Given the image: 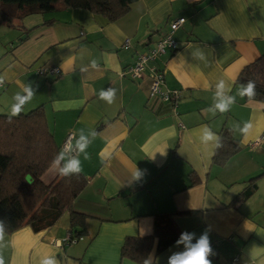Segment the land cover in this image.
<instances>
[{"label": "crops", "instance_id": "1", "mask_svg": "<svg viewBox=\"0 0 264 264\" xmlns=\"http://www.w3.org/2000/svg\"><path fill=\"white\" fill-rule=\"evenodd\" d=\"M179 17L178 48L152 61L163 72L162 87L180 92L173 105L148 97L147 71L138 79L120 73ZM261 54L264 0H136L114 21L84 8H59L1 24L0 113L12 115L27 88L32 95L20 112L43 106L63 156L41 180L51 182L72 159L86 178L71 203L86 215L84 225L71 228L66 210L65 219L38 231L23 225L4 232V264H39L45 255L57 264H168L185 250L177 243L181 235L159 251L153 239L144 263L121 257L127 236L152 235L158 211L171 212L193 244L206 234L211 264L234 256L236 264H264V138L253 144L264 135V102L242 98L236 80ZM52 66L59 74L38 72ZM221 80L224 95L235 98L224 112L215 109ZM109 91L111 104L101 98ZM246 123L252 125L247 134L241 131ZM205 129L217 139L202 142ZM224 129L239 149L218 164L213 157ZM69 132L72 157L62 150ZM81 227V239L60 243Z\"/></svg>", "mask_w": 264, "mask_h": 264}, {"label": "trees", "instance_id": "2", "mask_svg": "<svg viewBox=\"0 0 264 264\" xmlns=\"http://www.w3.org/2000/svg\"><path fill=\"white\" fill-rule=\"evenodd\" d=\"M135 1L0 0V25L13 26L14 19L59 8H84L114 21L124 15ZM236 80L241 86H246L249 80L254 81L255 95L251 98L245 96V99L264 102V54L244 66ZM238 149V142L224 129L219 133L213 161L222 164ZM60 159V148L48 129L42 105L16 116L0 113V222L5 233L23 225L38 231L53 225L66 210L69 211L71 228L77 224L84 225L86 215L71 210V203L86 185V178L80 172L63 175L61 171L48 184L41 180L43 173ZM26 174L30 175V181H26ZM255 179L250 178V182ZM247 194L245 190L234 200ZM153 217L152 235L127 236L121 247L122 258L144 263L153 239H156V250L159 251L180 237L171 212L158 211L153 213ZM84 230L83 227L75 229L70 236L82 237L80 234Z\"/></svg>", "mask_w": 264, "mask_h": 264}, {"label": "clouds", "instance_id": "3", "mask_svg": "<svg viewBox=\"0 0 264 264\" xmlns=\"http://www.w3.org/2000/svg\"><path fill=\"white\" fill-rule=\"evenodd\" d=\"M3 83V78L0 77V85ZM217 98L218 102L215 104V109L220 112L227 111L229 106L234 103L235 98L224 95L225 83L221 80L217 84ZM255 82L249 80L246 86H242L239 92V95L243 98L245 96L251 98L255 95ZM25 91L28 93V96L25 98H19L20 103L13 105L11 114L13 116L19 115L21 111V105L25 102V99L30 98L32 93L25 88ZM114 93L102 92L101 98L107 101L109 104L113 102ZM211 110V109H210ZM252 127L250 123H246L245 126L241 129V131L245 134L249 132V129ZM202 142L207 143L208 141H212L217 139V137L208 129H205L204 135L202 136ZM78 147L81 151L86 147V138L81 135L80 141H78ZM61 158H63L61 154ZM80 162L78 159L70 160L65 167L62 169L63 175H68L70 172H80ZM135 176H139V172L134 173ZM3 237H4V229L2 226V222H0V249L3 248ZM192 235L188 233H182L180 239L177 241L178 244L183 243L185 246V250L182 252H178L173 254L168 261V264H211V261L208 259L212 249L210 248V241L208 236L202 235L195 244L191 243ZM0 264H4L3 256L0 255ZM39 264H57V261L53 259L51 256L45 255L40 259ZM147 264V261L145 262Z\"/></svg>", "mask_w": 264, "mask_h": 264}, {"label": "built area", "instance_id": "4", "mask_svg": "<svg viewBox=\"0 0 264 264\" xmlns=\"http://www.w3.org/2000/svg\"><path fill=\"white\" fill-rule=\"evenodd\" d=\"M184 21L183 17H179L175 20L169 22L168 31L162 35V37L156 42L155 46L152 47L146 53H140L136 56L133 64L127 66L120 75L123 76L127 74L132 79L141 78L147 71L151 81L148 91L149 98H158L160 100L169 101L173 105L180 98V92L177 89L163 88V72L154 64L152 61L157 58L161 53H164L168 49H174L177 47V41L174 39L173 34L175 30ZM124 45H128V39L124 41ZM41 74H59V69L57 66H52L49 68L39 69ZM2 85H0L1 88ZM73 134L71 132L67 133L64 143L62 145V150L67 154L68 157H72L76 152V147L71 143ZM264 135L258 137L253 144L258 143ZM82 237H71L70 234L67 235L60 243H74L75 241L81 239ZM228 264H236V256L232 257Z\"/></svg>", "mask_w": 264, "mask_h": 264}, {"label": "rangeland", "instance_id": "5", "mask_svg": "<svg viewBox=\"0 0 264 264\" xmlns=\"http://www.w3.org/2000/svg\"><path fill=\"white\" fill-rule=\"evenodd\" d=\"M65 217H67V212H65L60 218V220H62V219H65Z\"/></svg>", "mask_w": 264, "mask_h": 264}, {"label": "water", "instance_id": "6", "mask_svg": "<svg viewBox=\"0 0 264 264\" xmlns=\"http://www.w3.org/2000/svg\"><path fill=\"white\" fill-rule=\"evenodd\" d=\"M25 179H26V181H30V175L29 174H26L25 175Z\"/></svg>", "mask_w": 264, "mask_h": 264}]
</instances>
